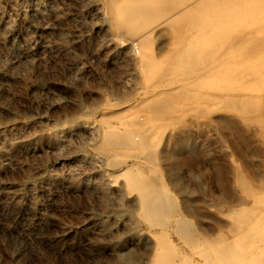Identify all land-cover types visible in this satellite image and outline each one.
Instances as JSON below:
<instances>
[{"label": "rangeland", "instance_id": "rangeland-1", "mask_svg": "<svg viewBox=\"0 0 264 264\" xmlns=\"http://www.w3.org/2000/svg\"><path fill=\"white\" fill-rule=\"evenodd\" d=\"M101 7L0 0V264H148L152 241L134 218V196L110 183L116 169L94 150L105 102L129 107L139 80L131 46ZM197 116L189 129L165 130L167 147L184 134L189 141L170 189L201 201L203 226L231 238L225 214L244 201L238 178L261 185L264 139L233 117L230 129L217 115Z\"/></svg>", "mask_w": 264, "mask_h": 264}, {"label": "bare ground", "instance_id": "bare-ground-1", "mask_svg": "<svg viewBox=\"0 0 264 264\" xmlns=\"http://www.w3.org/2000/svg\"><path fill=\"white\" fill-rule=\"evenodd\" d=\"M101 2L114 37L131 46L139 80L129 107L105 102L110 113L99 121L94 150L116 169L110 183L134 196V218L152 241L148 264H264V178L259 186L238 178L244 201L225 214L232 236L215 235L199 221L202 202L176 190V152L188 137L162 144L169 125L189 129L197 114L217 115L230 129L237 120L264 139V0Z\"/></svg>", "mask_w": 264, "mask_h": 264}]
</instances>
